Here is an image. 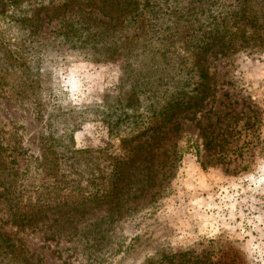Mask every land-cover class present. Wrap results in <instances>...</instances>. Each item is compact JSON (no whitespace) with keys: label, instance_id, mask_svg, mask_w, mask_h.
Returning <instances> with one entry per match:
<instances>
[{"label":"rangeland","instance_id":"374dc122","mask_svg":"<svg viewBox=\"0 0 264 264\" xmlns=\"http://www.w3.org/2000/svg\"><path fill=\"white\" fill-rule=\"evenodd\" d=\"M51 1L65 0H28L17 16L30 18ZM78 1L91 5L69 6L66 20L90 18V42L86 33L81 41H66L60 20L45 10L30 37L0 18L11 48L27 39L20 61L39 79L25 101L16 99L10 85H0V152L7 181L16 179V187L28 192L42 184L35 160L45 143L56 153L73 147L122 156L120 148L131 146L121 145L122 139L134 137L179 89L193 87L189 63L180 66L174 57L148 61L138 52L126 61V49L156 53L195 42L203 20L177 27L187 20L175 12L179 0H133L143 12L136 18L119 16L114 8L121 6L107 1ZM206 59L216 88L204 106L175 116L151 146L143 145L145 153L134 162L139 166L123 170L113 203L75 214L80 222L96 223L91 244L78 239L72 246L60 212L17 229L0 200V229L23 240L33 264H157L171 256L177 264L181 256L264 264V50ZM97 156L91 169L101 177L106 163Z\"/></svg>","mask_w":264,"mask_h":264},{"label":"trees","instance_id":"16d2710c","mask_svg":"<svg viewBox=\"0 0 264 264\" xmlns=\"http://www.w3.org/2000/svg\"><path fill=\"white\" fill-rule=\"evenodd\" d=\"M25 1L28 0H0V18L4 22L7 20L11 26L23 28L30 37L36 35L32 31L34 27L37 29L41 25L39 11L45 10L46 16L60 20L63 31L59 33L65 35L66 41L72 39L81 41L82 37L85 36L84 33L88 37V42L91 41L93 31L89 23L90 18L74 21L68 17L66 20L69 6L76 5L81 10V5L88 7L91 5L90 3H79L78 0H65L57 3L51 1L50 7H41V9L35 10L30 18L28 15L17 16L18 8ZM103 1H107L113 8L114 5L121 6L118 10L114 8L115 12H119V16L136 18L143 15L133 0H123L122 3L113 2V0ZM179 1L175 12H178L180 16H186L187 20L176 24L177 27H186L188 24L203 20L204 25L197 27L198 32L191 40V42H195L178 50L176 48L174 50L173 47L159 50L156 52L158 56L155 55V52L144 49L132 50L133 52L126 49V61L130 59L131 55H136L139 52L148 61L160 59L167 62L169 58L174 57L173 60L178 62L180 66L189 63L190 66H185V68L188 70V74L191 73L193 77L191 80L192 89L190 91H185L183 88L179 89L173 98L164 103L158 111H154L153 119L150 118L143 129L136 131L134 137L127 141L122 139L121 145L125 146L126 143L131 145L129 148H120L123 151L122 156L112 157L101 151H75L73 147H63L60 153H56L53 145L45 143L42 145L44 149L40 155V161L39 159L35 160L40 168L42 184L33 191L28 192L24 188L16 187V179L11 182L13 185L7 181L9 172L5 170V160L1 158L0 152V184L2 186L0 200L7 205L10 213L9 222L12 226L17 229H24L34 221L45 217L47 213L60 212L66 216L63 222V226L66 228L65 232L68 230L69 235H73L72 246L78 239L84 245L91 244L90 236L94 235L95 231L93 230L96 228V223L80 222L82 217L79 219L75 214L84 213V208L87 207L113 203L118 192V185L123 181V170L131 166L132 168L139 166V164L134 166V162L137 157L139 158L145 153V146H151L150 141L155 140L156 135L175 116L197 111L204 106L216 88L213 75L210 74L206 65L207 56L225 57L229 53L252 54L255 51L264 50V0ZM83 14L84 17L88 15L84 11ZM133 22H135L134 19ZM137 23L140 24L142 21H137ZM140 29L141 27L135 28L136 31ZM70 35L71 37H69ZM181 35L180 33V38ZM6 40L3 31L0 32V85H10L12 89L14 88L16 91L14 96L18 101L28 100L31 98L28 92L38 87L39 79L35 73L31 74L26 67L23 68L24 63L20 61L24 55L25 49L23 47L27 39L22 47L17 44L12 45V48L10 41L7 40L6 42ZM78 48L82 51L96 50L94 47L87 49L88 47L80 46ZM108 51L112 55V51L110 49ZM95 154L99 155L95 157V160L103 158L106 163L107 171L101 177H96L92 173L96 164L95 162L92 163L91 158L93 159ZM15 159L16 157L13 159L14 163L16 162ZM15 164L21 168L19 162ZM92 165L93 168L91 169ZM80 223L81 225H79ZM172 258L174 257H166L165 262L162 260L157 264H177L172 261ZM180 260L178 264H231L213 262L209 259L202 260L198 257L185 258V256H181ZM0 264H33L28 257V251L23 240L1 229Z\"/></svg>","mask_w":264,"mask_h":264}]
</instances>
